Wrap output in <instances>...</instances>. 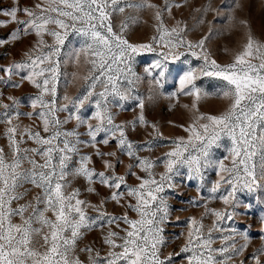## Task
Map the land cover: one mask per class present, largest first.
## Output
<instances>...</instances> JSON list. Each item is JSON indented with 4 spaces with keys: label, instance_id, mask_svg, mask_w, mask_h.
<instances>
[{
    "label": "snow or ice",
    "instance_id": "snow-or-ice-1",
    "mask_svg": "<svg viewBox=\"0 0 264 264\" xmlns=\"http://www.w3.org/2000/svg\"><path fill=\"white\" fill-rule=\"evenodd\" d=\"M174 7L182 4L164 0L161 8L150 0H14L7 10L0 8L6 18L0 27L15 25L0 46L35 38L21 59L0 65V140L5 142L0 144V264H245L240 258L250 235L225 222L242 206L237 193L264 192V40L252 34L247 20H240L246 41L239 50L225 48L230 58L220 62L206 46L208 36L193 41L184 21L172 27L164 23L165 13L171 16ZM240 7L237 0L233 13ZM144 9H154L155 34L149 42L132 43L125 33L138 17L125 13ZM195 11L201 25L210 12L220 14L211 0ZM116 15L123 16L118 31L113 28ZM235 20L229 16L230 23ZM145 53L156 58L141 76L135 66ZM82 58L87 74L77 71L71 81L65 79V87L78 85L77 93L65 91L59 97L62 68L69 63L79 68ZM143 79L150 91L163 89L171 79L175 91L169 99L192 98L182 105L191 113L189 121L175 125L184 135L165 136L146 119V101L137 91ZM205 79L214 82L213 92L198 83ZM25 82L35 90L26 104L11 94L5 102L4 89H19ZM210 97L226 105L215 114L201 111ZM131 102L139 114L118 123L119 112ZM22 105L30 111H22ZM140 127L152 129L148 138L130 139L129 133ZM159 148L167 150L153 155ZM220 150L223 155L217 154ZM209 172L216 176L210 186ZM178 178L196 181L197 193L206 189L207 195L191 201L203 212L186 219L185 230L176 237L183 243L169 251L168 193L176 191ZM78 181L95 202L81 198V188L74 186ZM215 201L224 207H209ZM110 203L122 211L110 212ZM209 217L211 224H205ZM92 232H99L101 247L95 241L83 243ZM260 240L250 253L251 264H264V235Z\"/></svg>",
    "mask_w": 264,
    "mask_h": 264
},
{
    "label": "rangeland",
    "instance_id": "rangeland-1",
    "mask_svg": "<svg viewBox=\"0 0 264 264\" xmlns=\"http://www.w3.org/2000/svg\"><path fill=\"white\" fill-rule=\"evenodd\" d=\"M34 0H20L21 4L32 3ZM151 3L163 7L164 0H150ZM214 8L220 9V14L217 16L215 13H209L205 19L204 24H199L198 21L201 18V14L195 11L196 8H199L206 3L208 0H176V3L182 4L180 8H173L171 16H168L166 13L163 17L164 23L168 27H172L177 20L184 21L187 24L188 39L193 41L199 40L204 36H208L206 41V46L211 51L214 58L220 62L227 61L230 57L225 53V48L230 51H236L240 49V46L246 41L245 29L242 25L239 24L240 20H247L251 28L252 34L259 40H264V0H239V3L242 5L240 8H236L233 13V8H235V3L237 0H211ZM14 0H0V8L7 10ZM131 14L138 17V21L134 24H130L128 31L125 33L126 38L129 39L132 43H146L151 40V37L155 34L154 25L156 21L154 19V9H144L139 12L127 10L125 15ZM20 18H25L22 13L19 14ZM235 15L236 20L233 23L229 22V16ZM6 19L3 16H0V20ZM123 19V16L116 15L113 17V28L115 31L119 30V23ZM210 22V23H209ZM15 27V25H9L8 27H0V39L7 38L10 31ZM211 29V31H209ZM35 38L29 36L23 38L21 41H18L14 44H8L0 46V65H7L13 59L19 60L22 57V53L30 47L31 42ZM51 43V38L46 37ZM78 46V45H77ZM159 50V49H158ZM155 57L154 53H145L142 56L138 57V63L136 64V71L141 76L144 75L143 68L148 65ZM87 65L83 64V58L81 60V66L77 68L74 64L69 63L62 68L65 76L62 77L60 85L58 87L59 97H62L64 92L67 91L69 95H75L77 93L78 85L68 84L65 87V79L71 81V74L73 72L79 71L82 75L87 74ZM2 74V73H0ZM82 84L83 81L78 82ZM200 83L208 91L213 92L215 90L214 82L205 79ZM150 85L147 79H143L141 83L137 86L138 94L145 98L146 105L144 114L146 119L153 123L159 125L160 131L165 136H178L184 135L182 129L176 127L175 125L186 124L191 116V113L182 107L184 104H191V97L181 96L178 99L172 98L169 99L168 96L170 93L175 91L174 82L169 79L165 84L163 89H152L150 91ZM35 90L27 84L19 89L5 88V102L7 95H16L22 96L25 104L28 100V94L33 93ZM152 96V100H148L149 96ZM58 97V102H60ZM226 105V101L215 99L210 97L207 101H204L200 105L201 111L211 112L215 114L219 110H222ZM127 111H120L117 116V122L124 120H131L135 115L139 114V109L136 108L135 113L132 109L135 107V102H131L126 105ZM22 111H30V108L22 105ZM118 111V110H117ZM23 123L27 124L30 121L26 117L21 118ZM171 122V123H170ZM2 130V126H0ZM83 131V129H81ZM152 131L151 128H138L135 132H130V139L142 142L144 139L148 138L147 133ZM5 143L3 140H0V144ZM101 150L108 151L109 148L100 145ZM165 148L157 149L153 155H160L163 151H166ZM85 152L91 153L93 149L85 148ZM218 155H223L222 150H220ZM95 159V157H94ZM127 163V158L122 157ZM98 170H101L99 162L96 163ZM118 171H123V166H120ZM162 170V169H160ZM208 186L211 182L216 179V176L213 172L206 173ZM130 182H134L131 181ZM178 188L175 192H169V204L171 206V222L167 225L165 229V236L169 240V251L172 249H177L178 245L183 243V238L177 240L176 237L181 231H184L186 228L185 221L190 216L199 217L203 212L202 207H195L192 205L191 201L200 196H206V189L201 191L199 194L196 191V181L187 182L186 180L181 181L178 178ZM75 187H80L82 191V199H89L92 202H95L97 198L94 195L84 192L83 182L78 181L74 185ZM102 192L106 194L105 189H101ZM238 198L242 201V206L237 209V214L234 216L232 221H226L225 227H236L239 231L247 232L250 235L251 243L249 248L245 252V255L240 259H243L245 264H251L250 253L254 251L257 247L260 246L261 240L260 236L264 235L261 233V228L264 225L261 224V217L264 216V202H258L256 197H260V201H264V192H258L255 194H249L247 192L237 193ZM203 203V201H201ZM251 203V207L247 208L243 205ZM209 207L212 208H223L224 206L219 202L215 201L209 204ZM110 212L119 213L122 211L117 206L109 204L107 206ZM94 215V213H93ZM134 215V214H133ZM179 216V222L176 221V217ZM212 218H207L204 223L211 224ZM99 232L89 233L85 238L83 243H90L95 241L97 247L102 246V242L99 238ZM242 242V241H241ZM83 246V244L81 245ZM216 246H219L218 244ZM83 258V257H82Z\"/></svg>",
    "mask_w": 264,
    "mask_h": 264
}]
</instances>
